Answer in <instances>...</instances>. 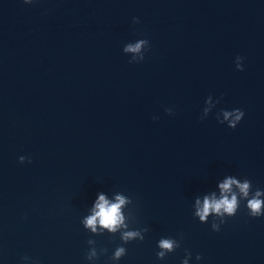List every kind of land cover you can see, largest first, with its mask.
<instances>
[{
	"label": "water",
	"instance_id": "95a60500",
	"mask_svg": "<svg viewBox=\"0 0 264 264\" xmlns=\"http://www.w3.org/2000/svg\"><path fill=\"white\" fill-rule=\"evenodd\" d=\"M137 38L149 50L129 64ZM209 94L222 98L201 120ZM221 108L244 111L235 128ZM225 174L264 188V0H0V182L83 257L89 238L108 250L96 264L121 243L79 223L104 190L148 228L118 264H179L184 249L201 256L190 264H264V216L241 205L213 232L191 215ZM178 234L156 260V240Z\"/></svg>",
	"mask_w": 264,
	"mask_h": 264
},
{
	"label": "clouds",
	"instance_id": "9594fccd",
	"mask_svg": "<svg viewBox=\"0 0 264 264\" xmlns=\"http://www.w3.org/2000/svg\"><path fill=\"white\" fill-rule=\"evenodd\" d=\"M25 5L34 3V0H22ZM137 18H132V23H137ZM149 50V41L146 38H137L122 45V54L128 57V63H140L145 58V53ZM131 53V55H128ZM243 57L236 55L233 59L234 68L237 71L243 70ZM222 98H213L211 94L205 97L199 119L207 118L208 114L216 107ZM164 112L171 115L172 109L165 107ZM244 116L241 108L224 109L215 112V119L218 124L227 128H235ZM158 119L157 116L152 117ZM18 162L24 163L26 157L20 155ZM30 163V159L28 160ZM243 206L246 214L250 218H260L264 216V188L253 187L252 182L246 177H239L233 174H225L216 180L215 186L208 191L196 194L191 202V215L199 223H206L211 217L210 228L213 232L219 231L220 226L226 218L233 217L237 210ZM132 199L120 191H114L108 195L104 190H97L94 199L87 206L86 213L80 218L79 223L82 228L91 234L99 236L107 234L109 236L118 235L120 244L115 246L111 254L107 257L106 264H118L121 257L126 254L124 244L135 241H142L147 227H132L134 217L132 213ZM182 236L177 237L161 236L155 242V258L158 261L165 259L167 254L174 252L181 245ZM95 240L89 238L88 245L84 253V260L88 264H96L100 255H104L108 250L95 246ZM20 264H39L37 260L27 255L21 256ZM190 260L199 262L201 256L197 253L193 256L187 249L179 264H190ZM0 264H3L0 258Z\"/></svg>",
	"mask_w": 264,
	"mask_h": 264
}]
</instances>
